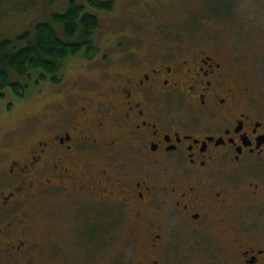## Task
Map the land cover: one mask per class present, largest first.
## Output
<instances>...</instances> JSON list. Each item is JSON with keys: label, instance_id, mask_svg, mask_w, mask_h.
I'll return each instance as SVG.
<instances>
[{"label": "flooded vegetation", "instance_id": "flooded-vegetation-1", "mask_svg": "<svg viewBox=\"0 0 264 264\" xmlns=\"http://www.w3.org/2000/svg\"><path fill=\"white\" fill-rule=\"evenodd\" d=\"M233 8L208 17L230 23ZM200 29L117 55L89 87L74 77L48 132L0 152L3 264H42L55 248L36 197L67 221L60 233L122 230L142 253L133 264H264V40L247 53L250 40ZM95 55L80 59L109 60ZM63 80L50 79L55 97Z\"/></svg>", "mask_w": 264, "mask_h": 264}, {"label": "rangeland", "instance_id": "rangeland-1", "mask_svg": "<svg viewBox=\"0 0 264 264\" xmlns=\"http://www.w3.org/2000/svg\"><path fill=\"white\" fill-rule=\"evenodd\" d=\"M69 1L54 0L49 3L47 0H1L0 39H12L24 32L32 33L36 23L47 21L53 13H63ZM74 1L84 4L85 11L98 17L99 27L92 40L96 48L95 54H106L109 60L102 63V55L91 63L78 57L68 60L59 76L64 80L56 88L60 91L56 97L52 92L50 79L35 82V73L24 81L27 88L23 94L17 95L9 89L2 90L0 152H20L27 147L29 141L34 140L35 143L37 136L48 132L52 115L61 110L64 103L61 95L71 91L70 81L77 77L81 81L80 86H91L93 81L88 78L97 75L99 71L96 69L109 65L117 55L120 59L115 61L123 63L126 55L132 57L133 53H140L146 43L159 46L161 40H192L197 27L201 28L200 34L203 37L217 33V40L223 43L229 37L231 40H250L249 43L243 41L239 45V51L245 50L247 53L252 48H262L258 41L264 40V0H100L111 1V11L98 10L86 4L85 0ZM231 3L237 17L230 23L219 22L214 25L207 11L223 12ZM237 24H240L239 28L235 27ZM260 56L264 60V54L256 53L254 57ZM253 58L247 56V59ZM253 62L257 67L255 59ZM107 75L104 73L105 78ZM13 80L19 81L15 77ZM78 90H82V87ZM59 202L62 205L64 199L61 198ZM52 203L36 197L35 207L39 204L35 213V221L39 223L37 232L45 235L54 227L58 233L54 250L45 253L47 258L42 264H133L136 255L142 254L130 251L128 244L124 245L125 237L120 229L104 233L98 238H92L88 233L85 236L71 235L68 231L60 233L59 229L67 221L62 215H49ZM73 215L76 216L74 212ZM72 221L75 223L74 219ZM0 264H3L1 258Z\"/></svg>", "mask_w": 264, "mask_h": 264}, {"label": "trees", "instance_id": "trees-1", "mask_svg": "<svg viewBox=\"0 0 264 264\" xmlns=\"http://www.w3.org/2000/svg\"><path fill=\"white\" fill-rule=\"evenodd\" d=\"M85 3L98 10L111 11L113 7L111 1L85 0ZM98 27L95 14L85 11L84 4L70 0L63 13H53L47 21L36 23L32 33L0 39V97L4 89L23 94L27 88L24 81L33 73L35 82L57 81L68 60L94 56L96 48L92 40Z\"/></svg>", "mask_w": 264, "mask_h": 264}]
</instances>
